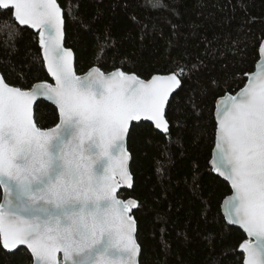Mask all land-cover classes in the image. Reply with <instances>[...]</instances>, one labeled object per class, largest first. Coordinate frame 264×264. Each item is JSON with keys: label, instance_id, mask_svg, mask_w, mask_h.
Instances as JSON below:
<instances>
[{"label": "snow or ice", "instance_id": "obj_1", "mask_svg": "<svg viewBox=\"0 0 264 264\" xmlns=\"http://www.w3.org/2000/svg\"><path fill=\"white\" fill-rule=\"evenodd\" d=\"M145 7L176 13L163 0H145ZM0 10L12 11L19 26L41 30L39 43L55 81L23 88L0 73V246H26L33 264H140L142 245L130 214L139 203L117 196L122 184L133 186L130 125L153 121L171 143L166 106L176 102L170 101L174 90L203 62L181 69L179 78L172 73L146 81L99 66L80 76L72 50L63 46L70 12L57 0H0ZM4 27H10L7 21ZM12 31L20 35L18 28ZM105 36L110 39L107 31ZM15 51L13 46L9 57ZM246 75L245 87L217 101L222 106L211 164L233 190L225 201L226 219L250 237L240 244L244 264H264V69ZM219 86L211 80L203 93ZM38 97L58 109L60 122L53 128L37 126ZM163 155L168 159L166 150ZM167 167L160 164L157 174L165 175ZM161 243L168 247L163 229Z\"/></svg>", "mask_w": 264, "mask_h": 264}, {"label": "trees", "instance_id": "obj_2", "mask_svg": "<svg viewBox=\"0 0 264 264\" xmlns=\"http://www.w3.org/2000/svg\"><path fill=\"white\" fill-rule=\"evenodd\" d=\"M58 2L70 12L65 15V43L76 55L79 74L99 66L105 72L119 68L144 79L170 73L179 77L181 69L188 71L203 62L199 71L183 79L170 100L175 97L176 102L167 106L171 143L148 122L133 124L130 130L134 184L119 196L139 203L133 215L142 245L140 264H243L240 244L247 237L222 214L221 204L231 188L214 174L210 160L216 134L215 102L243 88L246 74L255 70L259 60L264 0H163L178 15L145 7V0ZM12 15L0 10L1 73L23 88L50 81L38 33L19 26ZM5 21L10 27H4ZM13 46L18 51L9 57ZM211 80L220 86L209 87L204 94ZM35 120L41 128H52L59 122L58 111L40 100ZM160 164L168 165L165 175L156 172ZM161 229L168 247L161 243ZM32 262L28 250L7 252L0 246V264Z\"/></svg>", "mask_w": 264, "mask_h": 264}, {"label": "water", "instance_id": "obj_3", "mask_svg": "<svg viewBox=\"0 0 264 264\" xmlns=\"http://www.w3.org/2000/svg\"><path fill=\"white\" fill-rule=\"evenodd\" d=\"M57 2H58V0H57ZM59 3V2H58ZM61 6V5H60ZM62 8V7H61ZM23 27H28V28H30L31 30H33V31H35L36 33H38V37H39V39H40V36H39V33H40V31L41 30H39V29H33V28H31V26H29V25H26V26H23ZM63 31H64V40H63V46L65 47V48H68L67 46H66V43H65V38H66V35H65V24H64V29H63ZM45 35H47L46 33H45ZM39 45H40V43H39ZM262 45H264V40L262 41V43H261V45H260V48H259V60H258V62H257V64H256V67H255V70L252 72V73H258L261 69H264V50H262ZM40 47H41V49H42V57H43V60H44V64H45V69H46V72H47V74H48V76H49V78H50V81H47L48 83H54L55 81H54V78L51 76V74L48 72V70H47V62H46V60L44 59V55H43V47H42V45H40ZM68 49H71V48H68ZM72 50V49H71ZM72 53H73V66H74V69H75V71H76V73H77V75H80V76H83L85 73H87V72H85V73H83V74H79L78 72H77V69H76V55H75V53H74V51L72 50ZM122 71H124L123 69H121ZM104 71V70H103ZM114 71V70H113ZM112 72V71H111ZM125 72V71H124ZM0 73H1V71H0ZM125 73H129V72H125ZM252 73H250V74H252ZM129 74H135V73H129ZM170 74H172V73H170ZM135 75H137V74H135ZM156 75H169V74H156ZM138 76V75H137ZM140 79H143V80H150V79H144V78H141L140 76H138ZM179 78V77H178ZM248 80H249V75L247 76V82H246V84L248 83ZM42 82H44V81H39V82H37V83H35L34 85H37V84H40V83H42ZM245 84V85H246ZM245 87V86H244ZM180 88H178V89H176V90H174V92H173V94H172V96L179 90ZM242 89V88H241ZM240 91V90H239ZM238 91V92H239ZM237 93V92H236ZM235 93V94H236ZM229 94H231V93H227V94H225V95H223V96H221V97H227V95H229ZM235 94H231V95H235ZM172 96H170V100H171V98H172ZM220 98V97H219ZM218 98V99H219ZM218 99L216 100V102H215V110H214V118H215V121H216V127H217V119H216V112H217V109H218V107L219 106H222V102H221V104L220 105H218V103H217V101H218ZM40 100H43V101H46V102H48V103H50V104H52L56 109H57V107L53 104V103H51L50 101H48L46 98H40V97H38L37 98V100L36 101H34V104H33V115H34V119H35V106H36V104H37V102H39ZM166 110H167V106H166ZM57 111H58V109H57ZM58 115H59V113H58ZM142 121H144V122H148V123H150V124H152L153 126H154V122L153 121H150V120H147V119H142L141 121H138V122H133L131 125H130V130H131V127H132V125L133 124H137V123H140V122H142ZM59 122H60V116H59ZM58 122V123H59ZM38 126V125H37ZM39 127V126H38ZM155 127V126H154ZM53 128V127H52ZM156 129V128H155ZM156 130H158V131H160V132H162L163 133V130H160V129H156ZM216 142H217V140H216V134H215V145H214V148H213V151H212V157H211V160H210V167L212 168V171H213V166H212V164H211V161L213 160V156H214V151H215V149H216ZM127 144H128V141H127ZM129 150V149H128ZM130 152V151H129ZM131 161H132V155H131V159H130V161H129V166H131ZM130 171H131V169H130ZM214 172V171H213ZM214 174H216L217 176H219L220 178H222L224 181H226L228 184H229V186H230V188H231V184H230V182L226 179V178H224V177H222V176H220L218 173H216V172H214ZM134 178V177H133ZM133 184H134V179H133ZM133 188V186L132 187H128L127 185H121V187L118 189V192H117V196H118V198L119 199H121V200H124V201H127L128 199H130V198H127V199H124V198H122V197H120L119 196V193H120V191H122V190H131ZM232 188H231V194L229 195V196H231L232 195ZM229 196H227L224 200H223V202H222V204H221V210H222V214H223V216H224V218H225V220H226V222L229 224V225H231V226H234V227H237V228H239L240 230H242L243 232H244V234L246 235V237H247V239H250V237H248L247 236V234H246V232L241 228V226H239V225H234V224H231L227 219H226V212H225V201H226V199L229 197ZM131 199H134V198H132L131 197ZM136 200V199H135ZM137 201V200H136ZM137 207H133V209H132V211H131V215L134 217V215H133V211L136 209ZM134 219H135V217H134ZM135 227H136V231H137V221H136V219H135ZM1 243H2V239H1ZM21 248H23V249H26V250H28L29 251V253H30V250L26 247V246H18L17 247V249H14V250H11V251H7V252H15L16 250H18V249H21ZM240 251L243 253V255H244V260H243V264H244V261H245V253L243 252V250L242 249H240ZM32 256V255H31ZM58 256H61L62 257V253H60V254H58ZM32 259H34L33 258V256H32ZM32 264H33V262H32Z\"/></svg>", "mask_w": 264, "mask_h": 264}]
</instances>
